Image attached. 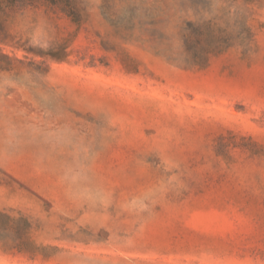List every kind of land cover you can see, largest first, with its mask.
<instances>
[{"label":"rangeland","instance_id":"obj_1","mask_svg":"<svg viewBox=\"0 0 264 264\" xmlns=\"http://www.w3.org/2000/svg\"><path fill=\"white\" fill-rule=\"evenodd\" d=\"M62 1L0 15V264H264V0Z\"/></svg>","mask_w":264,"mask_h":264},{"label":"trees","instance_id":"obj_2","mask_svg":"<svg viewBox=\"0 0 264 264\" xmlns=\"http://www.w3.org/2000/svg\"><path fill=\"white\" fill-rule=\"evenodd\" d=\"M32 2H40L41 0H30ZM69 1V0H68ZM62 0H50V3L54 7L50 8H59L62 12L67 14L73 21L79 22L81 20V15L80 13L71 5H68L66 3L65 5L62 4ZM19 5H25L24 0H0V15L6 14L9 10L16 9L17 6ZM131 14H134L133 11ZM134 15H131L130 18H133ZM57 58V57H54Z\"/></svg>","mask_w":264,"mask_h":264}]
</instances>
